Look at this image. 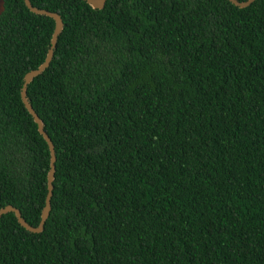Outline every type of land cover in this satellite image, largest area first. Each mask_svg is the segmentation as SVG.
<instances>
[{"label":"trees","instance_id":"trees-1","mask_svg":"<svg viewBox=\"0 0 264 264\" xmlns=\"http://www.w3.org/2000/svg\"><path fill=\"white\" fill-rule=\"evenodd\" d=\"M29 1L64 25L26 92L55 174L41 233L0 216V264H264V0ZM2 2L0 209L37 227L50 153L19 92L54 21Z\"/></svg>","mask_w":264,"mask_h":264},{"label":"water","instance_id":"water-1","mask_svg":"<svg viewBox=\"0 0 264 264\" xmlns=\"http://www.w3.org/2000/svg\"><path fill=\"white\" fill-rule=\"evenodd\" d=\"M82 1L86 2L93 10H101L105 6V3L107 0H82ZM227 1L230 2L232 5H234L235 7L244 9V8L249 7L256 0H246L243 2H239L237 0H227ZM24 4L31 13L35 15L51 18L54 21V30H53V33L50 39V45L47 50L45 59L43 63L39 65V67L36 70L30 71L24 76L21 92H19V97H21L20 101H22L25 109L31 115L33 122L37 126L38 133L42 136V138L46 142L48 149H49V153H50L49 162L50 163H49V171L47 174V195L45 198V205L41 211L40 222L37 227H31L28 224H26L24 220L21 218L19 211L9 205L0 209V216L5 215L7 213H12L14 215V218L16 219L17 224L21 228H23L25 231L32 233V234H37V233L39 234L43 231L45 222L48 219L50 210H51V197H52V191H53L56 155L54 151V146L50 138L44 131V126H43L42 121L37 116V114L34 112L33 108L28 102V99L26 97V92H27V86L33 81V79L38 77L49 67L50 62L52 61V58H53L54 49L56 48V45H57L58 37L60 36L64 25L61 20V17L57 13L37 9L31 5L29 0H24ZM2 10H3V2L2 0H0V13L2 12Z\"/></svg>","mask_w":264,"mask_h":264}]
</instances>
